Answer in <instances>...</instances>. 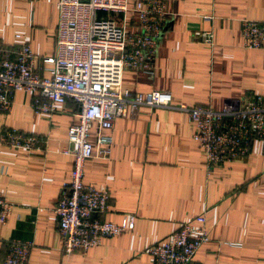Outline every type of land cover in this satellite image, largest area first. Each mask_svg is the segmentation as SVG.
<instances>
[{
  "label": "crops",
  "instance_id": "crops-1",
  "mask_svg": "<svg viewBox=\"0 0 264 264\" xmlns=\"http://www.w3.org/2000/svg\"><path fill=\"white\" fill-rule=\"evenodd\" d=\"M55 2L0 0V47H16L22 39L15 35H21L39 67L54 50ZM164 9L153 60L148 69L123 67L124 89L167 91L173 102L214 109L246 93L264 95V49L242 48L239 36L241 19L264 21V0H164ZM194 30H212L213 44L197 40ZM32 99V93L15 90L9 109L0 113V130L45 138L43 148L29 152L0 146V193L11 206L0 225V260L9 241L29 240L28 264H152L147 248L184 223L194 226L202 215L208 242L194 263L264 264V143L253 139L242 158L207 170L186 115L144 106L113 119L108 159H87L81 178L108 191L102 220L118 225L133 216L132 229L61 256L53 208L69 177L72 157L60 150L78 105L67 98L47 116L31 109ZM95 133L92 124L89 142Z\"/></svg>",
  "mask_w": 264,
  "mask_h": 264
},
{
  "label": "built area",
  "instance_id": "built-area-1",
  "mask_svg": "<svg viewBox=\"0 0 264 264\" xmlns=\"http://www.w3.org/2000/svg\"><path fill=\"white\" fill-rule=\"evenodd\" d=\"M55 9L54 50L40 58L39 67H34L33 54L21 35H15L22 39L16 47H0V113L9 109L15 90L32 93L31 109L47 116L67 98L78 105L76 123L67 128L66 146L60 150L72 157L69 177L62 182L53 208L61 256L85 252L133 227V216L118 225L103 221L109 210L108 191L81 180L87 159H108L114 118L132 114L140 106L183 112L207 170L242 158L253 139L264 143V95L246 93L225 99L214 109L173 102L167 91L130 93L122 87L123 67L148 69L153 60L165 27L164 0L131 4L128 0H56ZM128 17H133L132 31L126 26ZM192 35L213 44L212 30H194ZM239 36L242 48L264 49V21L241 19ZM92 124L96 130L93 143L88 141ZM44 144L45 138L37 135L0 130L2 147L29 152ZM4 172L0 166V174ZM10 210L0 193V225ZM193 223L182 224L164 242L147 248L145 254L152 264H198L192 258L208 242V234L202 215ZM32 246L29 240L9 241L0 264H28Z\"/></svg>",
  "mask_w": 264,
  "mask_h": 264
}]
</instances>
